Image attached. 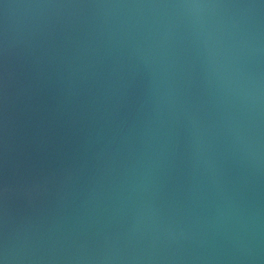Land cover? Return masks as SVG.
<instances>
[{
	"label": "water",
	"instance_id": "95a60500",
	"mask_svg": "<svg viewBox=\"0 0 264 264\" xmlns=\"http://www.w3.org/2000/svg\"><path fill=\"white\" fill-rule=\"evenodd\" d=\"M0 264H264V0H0Z\"/></svg>",
	"mask_w": 264,
	"mask_h": 264
}]
</instances>
